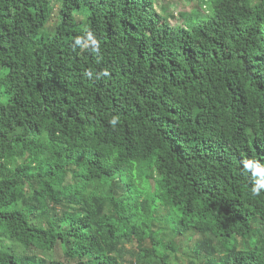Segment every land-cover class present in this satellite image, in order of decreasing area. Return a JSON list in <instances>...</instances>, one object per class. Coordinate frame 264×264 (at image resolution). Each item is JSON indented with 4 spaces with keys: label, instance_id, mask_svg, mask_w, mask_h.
Segmentation results:
<instances>
[{
    "label": "trees",
    "instance_id": "obj_1",
    "mask_svg": "<svg viewBox=\"0 0 264 264\" xmlns=\"http://www.w3.org/2000/svg\"><path fill=\"white\" fill-rule=\"evenodd\" d=\"M56 1L0 0V264H167L159 222L202 234L204 264H264V0L184 25L155 0H62L48 33Z\"/></svg>",
    "mask_w": 264,
    "mask_h": 264
},
{
    "label": "rangeland",
    "instance_id": "obj_2",
    "mask_svg": "<svg viewBox=\"0 0 264 264\" xmlns=\"http://www.w3.org/2000/svg\"><path fill=\"white\" fill-rule=\"evenodd\" d=\"M61 1L62 0H57L55 2L54 13L47 27L48 33H51L53 28H55L60 21L59 14H60V8H61ZM248 1L251 6H256L261 3V0H248ZM155 3H156L158 13L164 14L165 17H167L171 21V23L176 24V25L186 24L185 20L189 16L190 17L194 16L193 18H196V16L201 15V14L203 15L209 14L208 6L205 4L203 0H155ZM80 20L85 21L86 17L81 16ZM90 36H91V39L89 38ZM93 41H95V43H93ZM97 42L98 40L96 41V36L90 34L88 36V42L85 46L84 52L94 53L97 47ZM49 208L52 209V206H50ZM49 208L47 206H43V211L47 212ZM160 210L163 211L165 209L162 208ZM163 214L169 217L172 215V211L171 210L169 212L163 211ZM44 216L46 217V214ZM175 217H177L176 214H175ZM159 227H161V230L163 231L164 235L167 236L168 239L172 240V243H174V246L176 248V251H174L173 253L172 252L169 253L170 259L167 264H204L203 261H200L196 258L197 256L194 251V248L197 245V243L202 241L204 238L202 234L200 233L197 234L191 231L192 236H190V234L188 235L187 233L175 235L171 231V227L164 222H159L156 229H158ZM255 227L262 230L263 225L261 224V221L257 222L255 224ZM2 242H3L2 243L3 248L4 247L11 248L17 251L19 254L38 256V257H41L47 260L48 262H56V261L64 262L65 260L64 249L60 247H58L55 250H50V251L49 250L48 251H37L35 249L26 250L24 247L17 244L10 237H7V236L3 237ZM130 247L132 246H129V248ZM215 247H216V250L218 251V254H220L222 252V247L216 241H215ZM135 251L136 249L132 250V253ZM126 257H127V261H129V263H126V264H131L130 262H132V260L130 259H134V257L131 258L130 253H128Z\"/></svg>",
    "mask_w": 264,
    "mask_h": 264
},
{
    "label": "clouds",
    "instance_id": "obj_3",
    "mask_svg": "<svg viewBox=\"0 0 264 264\" xmlns=\"http://www.w3.org/2000/svg\"><path fill=\"white\" fill-rule=\"evenodd\" d=\"M89 38L91 39V36ZM93 43H95V41H93ZM117 119L118 118H114L111 123L115 125ZM246 168L251 169L253 171L254 186L252 188V193L254 196H259L261 188H264V168L260 167L258 164H254L251 161L246 162ZM185 233H187L188 235L190 234L189 232ZM185 233L178 232V234Z\"/></svg>",
    "mask_w": 264,
    "mask_h": 264
}]
</instances>
